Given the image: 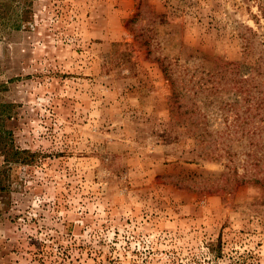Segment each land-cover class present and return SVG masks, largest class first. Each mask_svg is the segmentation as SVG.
I'll use <instances>...</instances> for the list:
<instances>
[{
    "label": "rangeland",
    "instance_id": "obj_1",
    "mask_svg": "<svg viewBox=\"0 0 264 264\" xmlns=\"http://www.w3.org/2000/svg\"><path fill=\"white\" fill-rule=\"evenodd\" d=\"M258 95L264 0H0V264H264Z\"/></svg>",
    "mask_w": 264,
    "mask_h": 264
},
{
    "label": "trees",
    "instance_id": "obj_2",
    "mask_svg": "<svg viewBox=\"0 0 264 264\" xmlns=\"http://www.w3.org/2000/svg\"><path fill=\"white\" fill-rule=\"evenodd\" d=\"M254 81V79H253ZM241 83H243L241 85V91L242 92H248L251 90V88H248L246 85H248V83H251V80L249 78H244ZM256 107L257 109L263 108L264 109V95H258L256 98ZM2 106H6L9 107L11 105V103H1ZM243 115L242 113L240 114V116ZM6 116L10 117L11 116V111L10 110H6L5 113H1L0 118L1 119H5ZM255 116V115H254ZM260 122L258 123V127L259 129L264 127V113H262L261 118H260ZM250 122L248 120V117H243V124ZM10 138V139H9ZM27 149H21L19 147H16L13 143L12 140V131L10 129H8L7 127H2L0 129V154L7 152V156H6V160L10 161V157H12L14 161H19V160H23L25 162L27 161H31L29 159L26 158L25 152H27ZM4 170L0 169V174L3 173ZM5 186L4 185H0V190H2Z\"/></svg>",
    "mask_w": 264,
    "mask_h": 264
}]
</instances>
